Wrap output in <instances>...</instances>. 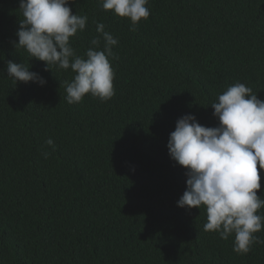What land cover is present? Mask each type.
Here are the masks:
<instances>
[{
	"label": "trees",
	"instance_id": "1",
	"mask_svg": "<svg viewBox=\"0 0 264 264\" xmlns=\"http://www.w3.org/2000/svg\"><path fill=\"white\" fill-rule=\"evenodd\" d=\"M19 4L0 0V264H264V244L237 254L234 234L203 230V206L177 205L187 169L167 147L185 114L218 126L211 103L237 82L264 100V0H149L135 31L102 0H70L88 17L78 55L98 22L118 39L115 95L74 104L71 69L14 47ZM8 60L47 83L14 82Z\"/></svg>",
	"mask_w": 264,
	"mask_h": 264
},
{
	"label": "clouds",
	"instance_id": "2",
	"mask_svg": "<svg viewBox=\"0 0 264 264\" xmlns=\"http://www.w3.org/2000/svg\"><path fill=\"white\" fill-rule=\"evenodd\" d=\"M149 0H102L104 11L112 10L131 20V31L150 16ZM19 28L13 41L31 58L46 62L45 71L56 66L75 73L66 83V100L80 103L87 94L102 102L115 95L113 46L118 44L106 25L98 22L97 36L83 55L73 48L71 38L87 27L88 17L73 14L70 0H20ZM103 43V46H101ZM28 64L7 61V74L14 82L47 83ZM216 127L204 126L193 114H185L170 133V157L186 171V190L177 201L179 207H204L207 222L203 230L218 232L227 240L234 234L233 251L247 254L254 244H264L255 235L264 230V195L260 170L264 169V100L251 87L237 82L211 103ZM55 150L52 138L45 142ZM50 152H43L45 159ZM259 165V167H258Z\"/></svg>",
	"mask_w": 264,
	"mask_h": 264
}]
</instances>
